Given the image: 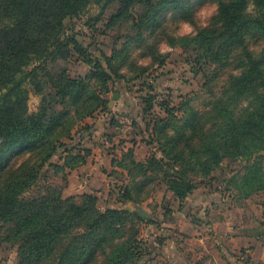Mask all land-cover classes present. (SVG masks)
<instances>
[{
  "label": "trees",
  "instance_id": "16d2710c",
  "mask_svg": "<svg viewBox=\"0 0 264 264\" xmlns=\"http://www.w3.org/2000/svg\"><path fill=\"white\" fill-rule=\"evenodd\" d=\"M216 1L211 25L195 36L172 37L170 44L193 45L199 62L207 58L217 65L239 50L240 72L230 77L224 97L208 113L194 107L191 97L179 106L159 101L154 85L142 82L151 89L142 108L144 117L151 116L147 143L161 154L153 151L138 159L129 148L113 160L129 179L119 186L122 203L140 204L156 179L165 181L180 208L203 184L214 191L234 189L239 198L264 191V45L259 54L247 45L252 35L264 39V0ZM92 3H101L103 10L118 4L109 19L111 28L134 19L136 36H129L127 44L146 30L155 31L168 7L195 21L186 0H0V243L17 246L16 264H136L146 250L141 237L146 219L138 208H101L94 193L64 197L63 186L47 178V170L53 169L66 180L67 169L86 163L92 149L63 138H73L85 118L110 111L104 94L126 77L121 70L124 48L110 55L95 52L68 26ZM138 4L145 10L135 18ZM74 57L89 66L84 76L50 67ZM31 90L42 95L34 111ZM243 98L249 104L239 112ZM157 105L164 115H155ZM229 158L243 161V167L223 178L226 188L217 187L216 172ZM33 186L40 189L37 194Z\"/></svg>",
  "mask_w": 264,
  "mask_h": 264
},
{
  "label": "rangeland",
  "instance_id": "374dc122",
  "mask_svg": "<svg viewBox=\"0 0 264 264\" xmlns=\"http://www.w3.org/2000/svg\"><path fill=\"white\" fill-rule=\"evenodd\" d=\"M186 1L190 2L194 23L184 20L180 13H175L172 7H168L163 12L160 18V26L155 31L146 30L142 37L131 39L128 44L129 36H136V29L133 28L134 19L121 21L112 28L108 26L109 19L114 9L118 6L117 3L111 4L104 10L101 3H92L81 15L74 17L68 22V26L72 27L73 31L78 34L79 39L90 45L95 52L102 50L110 55L114 49L124 48L122 53L125 55L122 54V60L125 64L121 70L126 77L111 84V91L104 94L108 100H113L111 106L109 105L111 110H101L93 117L85 118L75 127L73 138H63V141L69 142V144L94 146L99 152L97 156L103 159L100 164L102 172L104 171V177H106L107 188L100 190L99 193V205L101 208L122 206L135 209L138 206H142L153 213L155 219L161 220L163 218H173V205L177 207V203L173 202V194L168 190L165 181L162 179H156L145 189V195L140 196V204L133 202L122 203L118 199L119 186L124 185L125 181L129 179L119 173L120 167L117 170H113L111 165L112 158L120 159L129 148H132L136 158L140 159H144L153 151L161 154V151L157 150L155 146L147 143V141H150V131L147 129L146 122L150 120L151 116L147 115V117H144L145 114L142 108L146 104L145 97L151 89L142 84L145 79L154 85L153 92L158 94L159 101L169 99L173 104L180 105L185 99L191 97L194 107L201 112L208 113L214 103L219 98L224 97L230 77L240 72L239 50L235 51L223 65H217L208 62L207 58H202L199 62L196 58L199 52L193 45L188 48L180 45L171 46L170 40L172 37L195 36L199 29L211 25L218 11V2L216 0ZM144 10V6L136 5L133 10L134 17L138 18L139 15L144 13ZM247 45L250 50L259 54L264 45V39L257 35H252L248 38ZM162 59L165 61L163 64L161 62ZM50 67L56 73L67 67L70 73L75 76H79V74L84 76L89 70V66L76 57L67 61L59 60L55 64H51ZM141 68L142 70L145 68L146 73H143ZM199 68L200 70H196ZM114 94L118 96L116 99H114ZM41 100L42 95L31 90L30 110H36ZM248 104L249 99L243 98L237 104L236 110L240 112ZM55 107L62 108L59 105H55ZM159 111L160 107L157 105L155 115H164ZM128 120L132 121L131 125ZM242 167L243 161L226 159L216 172V176L220 178V183H216L217 187L226 188L224 181H222L223 178L240 170ZM47 171L48 181L53 184L65 186L70 183V180H62L59 175H54L53 169ZM91 172L87 170L82 175L91 178L95 175L94 173L91 174ZM109 182L110 186H108ZM41 184H45V181L42 180ZM204 188V186L198 188L197 192H204ZM39 190L38 186H33L31 189L34 194H37ZM262 197L264 198V196H258L255 199L262 201ZM190 201L191 199L189 198L185 205H189ZM194 202L198 203L196 200ZM242 202L243 200L238 205L237 218L245 220L244 215L247 214V219H252L253 221L257 217L254 207L250 206L248 209V206L245 205L243 209ZM199 204L202 207L198 205L193 212L191 209L188 211L189 213L192 212L189 217L199 219L200 215L204 214V208L208 204L205 205L201 202ZM199 207L200 209H197ZM183 208V212H187L186 207L184 206ZM207 208L211 209L209 205ZM167 209H171L172 212L168 214ZM216 209H213L212 216L214 217H217ZM242 212H244V215ZM206 216L207 218L212 217L207 213ZM143 225L144 223H141V229ZM153 229H159L162 234H171L167 227H153ZM144 234V231L141 232V235ZM17 260V246H12L7 242L0 243V264H16ZM145 263L146 260L143 258L136 264Z\"/></svg>",
  "mask_w": 264,
  "mask_h": 264
},
{
  "label": "crops",
  "instance_id": "0c3cea01",
  "mask_svg": "<svg viewBox=\"0 0 264 264\" xmlns=\"http://www.w3.org/2000/svg\"><path fill=\"white\" fill-rule=\"evenodd\" d=\"M87 147L92 149V153L86 163L75 169H67V180L70 183L62 188L64 197L74 195L79 198L84 193L99 196L100 190L107 188L100 164L103 159L97 156L99 152L94 146ZM113 160L114 157L111 165L113 170H117ZM87 170L95 175L91 178L82 175ZM203 186L204 192H197ZM206 187L203 184L188 196L184 202L185 205L191 199L189 205H185L187 212H183L184 208H180L179 201L173 195V202L177 203V207L173 205V218L157 220L153 217L152 221L143 222L141 232L145 234L141 237L145 241L146 250L140 260L144 258L145 264H264V198L262 201L260 198V201L255 199L264 196V191L239 198L234 189L214 191ZM241 200L243 209L245 205L248 209L254 207L258 219H247L244 212L245 220L237 218ZM199 202L208 204L211 209L205 206L204 214H199L201 219L195 220L189 215L196 206L202 207ZM214 208H217V217L212 216ZM190 209L192 212L189 213ZM206 213L212 217L207 218ZM153 227H167L171 234H162Z\"/></svg>",
  "mask_w": 264,
  "mask_h": 264
},
{
  "label": "water",
  "instance_id": "95a60500",
  "mask_svg": "<svg viewBox=\"0 0 264 264\" xmlns=\"http://www.w3.org/2000/svg\"><path fill=\"white\" fill-rule=\"evenodd\" d=\"M117 97H118L117 94H114V99H116ZM112 103H113V100H110L109 101V105L111 106ZM137 208H138V212H139L140 216H142L146 220L153 219V217H154L153 213H151L150 211L144 209L142 206H138Z\"/></svg>",
  "mask_w": 264,
  "mask_h": 264
},
{
  "label": "built area",
  "instance_id": "2783aa9c",
  "mask_svg": "<svg viewBox=\"0 0 264 264\" xmlns=\"http://www.w3.org/2000/svg\"><path fill=\"white\" fill-rule=\"evenodd\" d=\"M129 121V120H128ZM129 124L131 125L132 124V121H129Z\"/></svg>",
  "mask_w": 264,
  "mask_h": 264
}]
</instances>
